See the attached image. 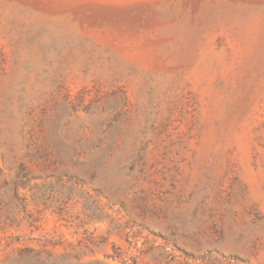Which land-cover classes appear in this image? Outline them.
<instances>
[{"label": "rangeland", "instance_id": "rangeland-1", "mask_svg": "<svg viewBox=\"0 0 264 264\" xmlns=\"http://www.w3.org/2000/svg\"><path fill=\"white\" fill-rule=\"evenodd\" d=\"M0 264H264V0H0Z\"/></svg>", "mask_w": 264, "mask_h": 264}]
</instances>
